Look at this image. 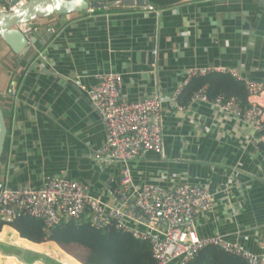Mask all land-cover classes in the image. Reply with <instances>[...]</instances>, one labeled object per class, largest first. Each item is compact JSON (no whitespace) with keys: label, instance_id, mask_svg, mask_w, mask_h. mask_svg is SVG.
Returning a JSON list of instances; mask_svg holds the SVG:
<instances>
[{"label":"crops","instance_id":"1","mask_svg":"<svg viewBox=\"0 0 264 264\" xmlns=\"http://www.w3.org/2000/svg\"><path fill=\"white\" fill-rule=\"evenodd\" d=\"M6 1V8L12 6ZM31 26L30 39L37 41L23 59L0 42V102L8 119L1 189L39 190L46 178L63 177L83 183L92 198L117 203L124 165L102 160L105 129L85 94L100 76L115 74L126 102L157 94L162 102L163 151L127 165L134 187L206 190L213 207L196 217L198 236H220L245 252L264 254V133L193 100L195 94L185 106L171 102L193 71L224 69L244 87L264 84V0L114 7ZM250 101L264 109V95Z\"/></svg>","mask_w":264,"mask_h":264},{"label":"built area","instance_id":"2","mask_svg":"<svg viewBox=\"0 0 264 264\" xmlns=\"http://www.w3.org/2000/svg\"><path fill=\"white\" fill-rule=\"evenodd\" d=\"M18 1L24 3L26 0ZM12 9L13 6L0 8V12L8 13ZM32 24L20 27V31L31 35L35 30H32ZM206 73L193 71L189 74L192 78ZM217 73L233 75L224 69ZM245 88L249 99L264 95V84L245 83ZM181 91L172 98L173 104L177 103ZM85 94L100 114L105 129L102 160L107 164L116 162L124 165L120 199L113 205L105 204L92 198L83 183L63 177L46 178L39 190L0 188V222L10 224L28 217L41 221L49 230L62 222H77L86 217L97 229L113 223L137 242L148 243L156 264H190L206 248H217L246 264H264V254L255 256L245 252L220 236H198L194 229L196 217L213 207L206 190L188 185L167 190L146 186L141 191L134 187L127 165L144 153L161 154L163 151L162 102L158 94L144 101L126 102L121 96L120 78L115 74L100 76L98 84ZM193 100L211 104L264 133V109L258 101H250L248 108L243 109L234 99L227 100L223 96L208 99L205 89L197 92ZM129 222L141 229L130 228Z\"/></svg>","mask_w":264,"mask_h":264},{"label":"trees","instance_id":"3","mask_svg":"<svg viewBox=\"0 0 264 264\" xmlns=\"http://www.w3.org/2000/svg\"><path fill=\"white\" fill-rule=\"evenodd\" d=\"M4 2L5 0H0V8L7 7ZM203 88L206 97L210 100L224 96L227 100L234 98L243 109L249 106L248 95L243 83L237 82L228 74L219 73L192 78L178 95V104L180 106L189 104L193 95ZM0 107L7 125L5 105L0 102ZM259 149L264 155V144H261ZM7 238L14 242L17 248L44 254L60 264H156L148 243L137 242L128 233L118 230L113 223L103 229H97L86 217L77 222H62L49 230L44 228L41 221L28 217L19 218L10 224L0 222V241ZM71 246L86 251L85 257H72L61 249L65 250ZM28 255L35 257L32 254ZM19 263V260L11 256L7 260L0 261V264ZM190 264L246 263L217 248H206Z\"/></svg>","mask_w":264,"mask_h":264},{"label":"water","instance_id":"4","mask_svg":"<svg viewBox=\"0 0 264 264\" xmlns=\"http://www.w3.org/2000/svg\"><path fill=\"white\" fill-rule=\"evenodd\" d=\"M181 1L183 0H81L78 6H73V0H26L24 3L13 0L11 12H0V42L13 55L23 59L35 46L37 40L30 39L29 34H23L20 31L22 26L34 22H44L53 17L82 14L114 7L156 10L170 3ZM7 132L6 121L0 107V162L4 153Z\"/></svg>","mask_w":264,"mask_h":264},{"label":"rangeland","instance_id":"5","mask_svg":"<svg viewBox=\"0 0 264 264\" xmlns=\"http://www.w3.org/2000/svg\"><path fill=\"white\" fill-rule=\"evenodd\" d=\"M9 242H10V240L8 238L4 239V243H7V245H4V244L0 245V252L1 253L16 254V255H18L19 258L20 257L24 258V261H26V262L29 261L30 263L39 262L40 264H60L57 261H55L52 257L45 256L44 254H41V253H39V254L35 253V254H38L35 257L29 256L27 252L23 253L22 250H20V249H16V248H13L11 246H8ZM61 249L64 252H66L67 254L71 255L72 257L77 256L80 258H84L85 254H86V251H84L83 249L76 247V246L68 247L65 250L63 248H61ZM14 257L16 260H19L16 256H14ZM36 257H38V258H36ZM23 263H25V262H23Z\"/></svg>","mask_w":264,"mask_h":264},{"label":"bare ground","instance_id":"6","mask_svg":"<svg viewBox=\"0 0 264 264\" xmlns=\"http://www.w3.org/2000/svg\"><path fill=\"white\" fill-rule=\"evenodd\" d=\"M0 244L7 245V243H2V242H1ZM8 246H11V247H13V248H17L16 245H15V243L12 242V241L9 242ZM17 249H19V248H17ZM10 256H11V255H3V254L0 253V261H1V260H7V258L10 257ZM11 257L15 258L14 256H11ZM19 262H20L19 264H23V263H21L20 260H19Z\"/></svg>","mask_w":264,"mask_h":264},{"label":"clouds","instance_id":"7","mask_svg":"<svg viewBox=\"0 0 264 264\" xmlns=\"http://www.w3.org/2000/svg\"><path fill=\"white\" fill-rule=\"evenodd\" d=\"M81 3V0H73V6H78ZM59 7V5H57Z\"/></svg>","mask_w":264,"mask_h":264}]
</instances>
